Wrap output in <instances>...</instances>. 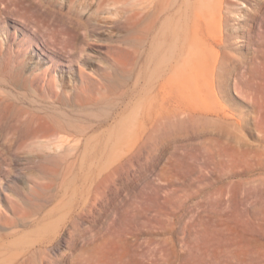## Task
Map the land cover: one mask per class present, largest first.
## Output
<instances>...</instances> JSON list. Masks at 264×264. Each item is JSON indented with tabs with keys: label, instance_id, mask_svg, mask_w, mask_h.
I'll use <instances>...</instances> for the list:
<instances>
[{
	"label": "rangeland",
	"instance_id": "374dc122",
	"mask_svg": "<svg viewBox=\"0 0 264 264\" xmlns=\"http://www.w3.org/2000/svg\"><path fill=\"white\" fill-rule=\"evenodd\" d=\"M220 1L222 68L164 99L145 0H0V264H264V0Z\"/></svg>",
	"mask_w": 264,
	"mask_h": 264
},
{
	"label": "bare ground",
	"instance_id": "6f19581e",
	"mask_svg": "<svg viewBox=\"0 0 264 264\" xmlns=\"http://www.w3.org/2000/svg\"><path fill=\"white\" fill-rule=\"evenodd\" d=\"M145 1L139 9L133 10L136 34L144 31V37H135V62L137 63L140 54L139 41L144 40L148 80L152 88L155 85L162 88L164 99H172L177 95L175 90L168 92L164 89L170 83L174 89L187 90L190 96L199 94L200 88L213 82L217 71L222 68L223 62L218 52L223 47L221 1ZM141 21L144 25L140 28ZM70 32H73V36L69 37L81 36L74 26L71 31L66 28L60 30V35H69ZM84 56L81 58L82 62L85 60Z\"/></svg>",
	"mask_w": 264,
	"mask_h": 264
}]
</instances>
